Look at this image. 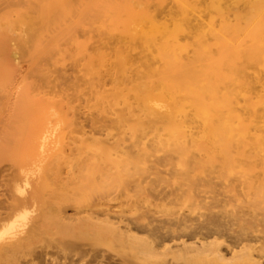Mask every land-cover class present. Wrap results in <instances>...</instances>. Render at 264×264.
<instances>
[{
  "label": "bare ground",
  "instance_id": "bare-ground-1",
  "mask_svg": "<svg viewBox=\"0 0 264 264\" xmlns=\"http://www.w3.org/2000/svg\"><path fill=\"white\" fill-rule=\"evenodd\" d=\"M107 5L105 18L91 26L97 40H36L30 21L31 27L26 21V29L20 27L17 40H9L19 27L0 20V73H51L67 59L75 68V123L85 128L90 120L91 128L72 153L76 175L88 169L93 179L81 187L107 185L112 170L140 167L130 150L143 156L166 150L178 160L168 159L165 166L218 173L221 181L204 179V199L214 195L226 208L247 194L264 207V0H111ZM41 7L66 14L72 4L59 0ZM75 27L80 26L62 30ZM128 139L132 144L126 146ZM34 177L31 170L0 172L8 187L0 192V264L50 232L53 218L84 243L75 244L74 256L65 260V242L40 243L25 264H128L125 255L85 241L98 235L118 237L150 263L206 258L210 264H264V236L245 228L236 242V210L216 217L219 223L176 216L175 229L160 224L152 236L146 234L154 225L146 214L134 219L110 212L69 214L77 190L68 204L55 203L28 230L35 213ZM216 228L230 240L211 239Z\"/></svg>",
  "mask_w": 264,
  "mask_h": 264
},
{
  "label": "rangeland",
  "instance_id": "rangeland-1",
  "mask_svg": "<svg viewBox=\"0 0 264 264\" xmlns=\"http://www.w3.org/2000/svg\"><path fill=\"white\" fill-rule=\"evenodd\" d=\"M58 1L0 0V20L7 22L11 19L19 27L16 33H10L8 39L17 40L16 35L19 34L20 27H27L25 21L29 26L30 23L35 25L38 32L36 40L100 38L91 30V26H98L105 18L108 13L107 4L111 0H71L72 9L66 14L58 8L45 12L41 7L43 2L57 4ZM25 13L26 17L23 16ZM71 25L80 27H75L70 32L62 30V26ZM46 60L48 61L47 58ZM65 61L54 64L51 73H0V172L8 174L31 170L36 176L30 189L34 195L35 213L28 230L55 203L68 204L78 190L77 196H74L77 201L68 206L69 214L82 216L94 212H110L122 214L128 219L146 214L154 224L147 235L156 236L160 231V224L175 229L176 225L172 222L176 216L195 223H211L216 220L219 223L220 220L216 217L231 214L236 210V242L244 236L245 228L249 232L264 236V207L257 205L252 196L241 194L234 205L226 208L217 203L214 195L204 199V179L221 181L218 173L213 172L207 176L198 170L185 171L174 166H165L168 159L178 160V155L166 150L145 156L136 150H130L129 154L133 153V156L140 158V167L121 172L112 170L107 185L96 186L91 183V186L81 187L88 185L93 179L87 177L90 174L88 169L80 171L81 177L76 175L74 171L77 158L72 153L74 147L80 144L85 136L90 135V120L86 121L85 128L75 123L76 74L72 62L69 59ZM125 144L131 145L132 141L125 140ZM157 162L162 165L157 166ZM97 180L101 182L100 178ZM4 184L0 179V192L8 188ZM53 211L58 213L57 210ZM254 213L257 214V219H249ZM246 220H251L252 223L249 225ZM52 224L50 232L43 231L35 245L26 247L20 255L6 264H25L34 257L33 249L37 245L52 244L56 239L65 242V251L61 252V258L65 260L67 256H74L75 244L84 243L83 238L67 234L55 218ZM216 230H210L211 234L216 235L211 236V239L217 237L223 242L230 240L225 232L217 228ZM85 241L102 252L125 255L128 264L161 263L138 259L135 250L114 235L91 236ZM259 253L260 251L256 250V254ZM89 260L91 259L88 258L86 262ZM210 263H213L211 259L199 258L190 264Z\"/></svg>",
  "mask_w": 264,
  "mask_h": 264
}]
</instances>
